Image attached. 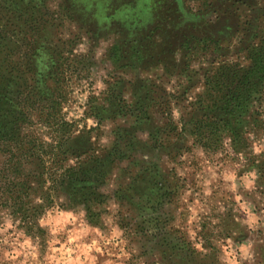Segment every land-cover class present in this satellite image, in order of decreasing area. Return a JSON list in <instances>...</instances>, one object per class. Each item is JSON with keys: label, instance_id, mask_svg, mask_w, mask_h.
<instances>
[{"label": "rangeland", "instance_id": "rangeland-1", "mask_svg": "<svg viewBox=\"0 0 264 264\" xmlns=\"http://www.w3.org/2000/svg\"><path fill=\"white\" fill-rule=\"evenodd\" d=\"M209 1H45L51 11L62 7V13L57 14L59 17L53 18L56 16L53 12L45 15L48 25L58 24L56 29L45 33L46 43L50 45L52 42L51 47H63V56L76 59L78 66L90 64L88 76L74 80L68 90L63 108L66 119L76 123L79 132L97 126L94 119L86 116L87 103L90 97H94L107 104L104 99L113 91L120 93L133 110L139 108L140 113V106L146 108L154 120L141 125L140 121L133 119L106 120L93 132L96 137L93 140L99 149H109L114 144V131L118 127L125 126L135 136L131 138L135 141L134 146L126 147L131 155L119 162V168L127 166L124 176L119 180H116V174L111 177L103 188L104 194L109 197L96 205L98 210L104 208L102 227L88 222L82 206L71 209L55 207L40 218V225L47 231V237L42 241L31 238L17 227L18 222L14 224L13 219L4 216L0 225V264H145L140 256V235L124 233L118 223L123 217L130 225L135 212L129 209V204L119 205L112 192L129 183L138 172L141 177V161H147L145 163L161 185L166 175L180 177L179 207L185 216L179 218L176 225L188 232L199 249H202L203 242L200 234L205 232L216 238L221 259L226 264H264V95L262 106L256 103L247 117V123L240 126V139L234 142L228 134L217 151L208 150L196 142L195 136L189 132L191 125L180 137L174 132L169 136L161 133L158 145L163 148H149L152 145L148 142L150 131L164 126L166 120L163 115H168L169 111L179 127L182 118L189 120L200 115L189 105L204 92L202 69L216 67L219 62L247 66L250 61L248 47L262 44L264 13L257 12V9L264 8V0H214L218 6L206 10ZM173 7L183 11V17L190 24L204 23L219 14L221 32L216 41L194 43V47L208 45L217 51L198 52L190 61L177 53L175 60L180 68L173 73L165 71L161 65L141 69L140 62L136 60L130 64L134 67L124 68L128 60L114 58L111 49L129 47V44L123 45V40L136 39L140 44V38L146 40L144 47H152L151 43L162 41V35L147 39L155 23H162L163 37L166 36L163 39L168 41L172 30L170 20L175 14ZM67 11L72 12V19L63 14ZM232 22L234 27L227 28ZM189 33L190 30L186 35L191 39ZM185 66L187 70H181ZM193 69L199 73L190 82L186 74L191 75ZM109 109L108 106L106 110ZM193 112L195 116L191 115ZM41 131L45 132V127ZM158 215L159 211H148L143 218L149 220ZM223 224L239 227L242 233L236 232L235 237L223 238L218 234ZM212 233L217 234L214 236Z\"/></svg>", "mask_w": 264, "mask_h": 264}, {"label": "trees", "instance_id": "trees-1", "mask_svg": "<svg viewBox=\"0 0 264 264\" xmlns=\"http://www.w3.org/2000/svg\"><path fill=\"white\" fill-rule=\"evenodd\" d=\"M45 1L2 0L0 5V225L7 216L14 224L18 222L17 227L28 236L42 241L47 237V231L40 225V218L55 207L82 206L92 226H103L104 208L98 210L96 205L109 197L103 188L111 177L116 174L115 178L119 180L124 176L127 166L119 168V162L131 155L126 147L134 146L135 141L131 138L135 136L125 126L118 127L114 131V144L109 149H99L94 130L106 120L133 119L140 121V125L154 120L146 108L140 106V113L139 108L133 110L120 93L113 91L104 99L107 104L94 97L87 103L86 116L94 119L97 126L79 132L76 123L66 119L63 108L68 90L74 80L88 76L90 64L78 66L76 59L63 56V47H51L52 42L46 43L45 33L56 29L58 24L48 25L45 15L53 12L56 14L53 18H56L62 13V7L51 11ZM215 1L207 2L206 10L218 6ZM172 10L175 14L170 20L172 30L168 41H164L162 23H155L147 39L162 35V41L144 47V38H140V44L136 39L123 40V45L129 44V47L112 48L110 52L114 58L127 59L124 68L134 67L130 64L136 60L141 69L161 65L165 71L173 73L180 68L175 60L177 53L190 61L198 52L217 51L208 45L205 49L194 47V43L216 41L221 32L219 14L204 23L190 24L183 17V11L176 7ZM260 11L264 13V8L257 9ZM63 14L69 19L73 17L72 12ZM230 27H234L233 22L227 28ZM189 30L191 39L186 35ZM247 52L250 60L247 66L219 62L216 67L202 69L204 92L189 105L200 115L195 116L193 112L191 115L195 117L182 118L179 127L169 111L168 115H163L164 126L150 131L148 142L152 145L149 148L162 147L158 145L161 133L169 136L174 132L180 137L188 125H191L189 132L196 142L211 151H217L228 134L234 142L240 139V126L247 123L255 104L262 106L263 102L264 39L261 46L248 47ZM116 66L121 68L123 65ZM198 73L193 69L191 75L186 76L191 82ZM108 106L111 109L106 110ZM43 127L45 132L41 131ZM145 162L140 163L141 177L138 172L125 186L112 191L119 205L129 204V209L135 212L131 227L123 217L118 223L124 233L140 235V256L145 264H226L221 259L215 237L205 232L200 234L203 242L199 249L188 232L176 225V221L185 216L179 207L180 177L166 175L163 180L167 185L165 182L161 185ZM148 211H159V215L149 220L143 218ZM236 232L242 233V229L223 224L218 234L235 237Z\"/></svg>", "mask_w": 264, "mask_h": 264}]
</instances>
